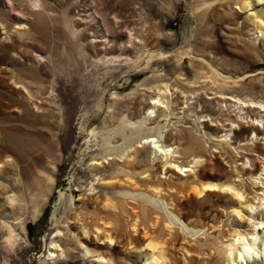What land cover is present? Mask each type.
I'll return each mask as SVG.
<instances>
[{"label": "rangeland", "instance_id": "374dc122", "mask_svg": "<svg viewBox=\"0 0 264 264\" xmlns=\"http://www.w3.org/2000/svg\"><path fill=\"white\" fill-rule=\"evenodd\" d=\"M215 92L264 94V0H0V264H146L144 252H128L125 230L157 213L159 233L174 234L175 264L186 240L228 264L233 230L254 244L240 240L231 264H264V223L254 224L264 219V153H252L250 176L251 152L240 147L264 136L218 124ZM255 113L264 117V107ZM253 122L262 128L264 118ZM131 132L154 135L175 157L148 143L134 167L108 166L109 152L126 158ZM236 133L246 140L235 142ZM94 158L105 161L108 183L97 184ZM193 180L236 181L244 195L220 187L200 201ZM104 226L118 228L117 244L99 239Z\"/></svg>", "mask_w": 264, "mask_h": 264}, {"label": "bare ground", "instance_id": "6f19581e", "mask_svg": "<svg viewBox=\"0 0 264 264\" xmlns=\"http://www.w3.org/2000/svg\"><path fill=\"white\" fill-rule=\"evenodd\" d=\"M12 10H16V8H14L11 3L8 5ZM4 23V22H3ZM6 26V25H5ZM259 26H257L258 28ZM262 31V29H260ZM23 85V84H22ZM23 87L25 89H27V87H25L23 85ZM27 92H29V89H27ZM216 95L214 96L215 98H221L222 99V103L221 105H219L220 107H218V110L220 111V115L218 116V124L223 125H230V128L227 129L228 131L231 130V126L234 122H237V126L234 127V130H240V131H244V130H251L253 133H255L256 138H258L259 136L262 138V136H264V125L262 128H259L253 121L258 120L259 118H264L263 116L259 115L258 113H255V109L259 108V107H264V98L258 99L257 96H262L263 95H257V96H250L248 98H245V96L243 95V93L239 94V93H231L229 95L224 94V93H218L215 92ZM247 94V93H246ZM251 94V93H250ZM163 97V96H160ZM160 97L157 99V101L153 102V106H150L152 108L153 111H157L155 108L160 107L159 103L162 104V101L160 99ZM245 102H247V107L243 104H245ZM36 108H39L40 105L39 104H35ZM226 107L227 110L230 108H234V111H237L235 114H230L232 111H230V113L224 112V108ZM246 107V110L243 111V109ZM263 110V109H262ZM226 111V110H225ZM261 111V109L259 110ZM240 118L244 119H251L253 120L252 122L247 121L248 123H244L240 120ZM129 126L128 128L131 129L132 131L136 130L138 131L139 128H135L136 125L139 123L138 120H131L129 119ZM226 132V131H225ZM226 135V134H225ZM152 138H149V136H145V137H137L135 135H133V133H129L127 134L124 138V145L122 146V151L126 152V158L123 160H119L118 157V153L116 151L114 152H109L107 155H109L108 157L106 156L105 159H108L107 164L108 166H112L115 165L117 163H119L120 161H122V163H128V166L130 167H134L135 163H134V159L137 157V154L139 152V146H143L146 147V145L149 143L150 145L152 144V148L154 149V151L158 152L162 157H175V150L173 147H167L165 146L163 143L160 142L159 139L155 138L154 135H150ZM234 141L235 142H239V141H244L246 139L245 136L244 137H238L237 133L234 135ZM248 141L251 139L247 138ZM4 148L7 150V152H12L14 153V148L12 147V145L8 142H5L4 144ZM243 149H246L247 151L251 152L249 154H247L248 158H251L250 161V166H246V171L250 176H253L254 173V169H255V158L252 156L253 152H259L260 154L264 153V144H261V142L257 141H249V143L244 142L243 145L240 146ZM16 152V151H15ZM14 156H17V154H15ZM194 159V163L196 162H200V158H193ZM6 162V160H5ZM91 164L93 166V170L99 172L97 174H100V172H102L105 169V161L99 160L98 158H94L91 160ZM176 164V163H175ZM179 166V164H177ZM182 166V165H181ZM180 166V168H182ZM186 166V165H185ZM188 166V165H187ZM190 168V167H189ZM186 170V169H185ZM189 170V169H187ZM128 173H133V170L129 169V171H127ZM181 174V173H180ZM110 176V174H105L104 176L101 175V177L99 178L100 180L97 182V184H103L104 182H107V180L105 178H108ZM164 181V180H163ZM148 183L150 182V179L147 181ZM193 186L192 188L189 190V192H195L197 194H202V199L200 201H204L206 199V197L209 196V194H211L212 191H216L218 188H222L228 192L231 193L232 196H235L237 199L240 200V198L243 197V192H242V186H240L239 182L236 181H232V180H227L224 183H218V182H200L197 180H193ZM108 183V182H107ZM165 183L171 185V183L175 184L177 188L180 189H187V184H180V183H175V182H171L170 180L166 181ZM176 191V189H175ZM160 194L159 191L155 192V195ZM99 196V195H98ZM162 199H167V197H171L173 199V201H175V198H177V194L174 192H166L165 194H161L160 195ZM261 199H264V196L261 197ZM176 202V201H175ZM239 202V201H238ZM259 206H263L262 202L259 204ZM114 208V205L112 203H105L103 205V208L106 209V211H109L110 209ZM237 212V211H236ZM153 217V216H151ZM160 214H155L154 219H155V223H152L151 225L148 224L147 222H145V217L140 214L137 215L136 219L134 220L133 223H131V228H129L128 230H125V233H129V237L126 240V244L129 245L127 250L129 253L132 252V250L138 251V252H144L145 255V263L146 264H158V263H163V264H175V262H173V259H175V257H172V251L171 248L175 247V237L174 234L171 233L172 230H170L171 228H168L170 230V232L168 233L169 236H162L159 233V229L156 227V223L159 221L160 219ZM213 220H215L214 218H212ZM20 220H23V218H21ZM264 223V219L262 218L261 220H259L258 222L254 223L256 225L258 224H263ZM106 224V223H105ZM86 225H89V223H86ZM109 226H104L103 228H96L97 233L99 234V231H102L103 233L101 234V238L99 239H106L105 243L111 245L112 243L117 244V242H119V238H118V234H119V230H117L118 228H108ZM212 228L217 227L216 225L211 224ZM220 231V230H218ZM87 232H90V229L87 230ZM257 232V231H255ZM254 231H250L248 233L250 234H254ZM247 233H243L241 231L238 230H233L230 232V239H228V254L226 255V259L228 260V264H231L232 261V255L233 253H235V251H237L238 248V243L240 242V240H249V243H253L254 239L253 236L250 237V239L246 236ZM139 236L145 237L144 241H146L145 244V249L143 248V242L138 244L136 242L137 238ZM263 236H264V232H263ZM185 239V238H184ZM240 244V243H239ZM254 244V243H253ZM180 248L182 250H184L187 253V256L184 258L183 264H214L216 263L218 256L216 254H214V251L212 250V248L210 249H205V248H201L199 247L196 242L192 243L190 240H186V242L182 243L180 245ZM250 247H244L245 250H249ZM86 251L90 252L92 254V256L97 257V259H99L100 261L102 260H113L111 254L109 256L104 255L103 253H100L98 251H90L89 249H86ZM113 264H120L118 261H114Z\"/></svg>", "mask_w": 264, "mask_h": 264}]
</instances>
